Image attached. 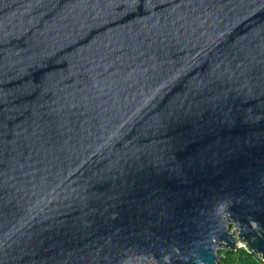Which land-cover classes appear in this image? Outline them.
I'll return each instance as SVG.
<instances>
[{
  "label": "water",
  "instance_id": "obj_1",
  "mask_svg": "<svg viewBox=\"0 0 264 264\" xmlns=\"http://www.w3.org/2000/svg\"><path fill=\"white\" fill-rule=\"evenodd\" d=\"M264 259V0H0V264Z\"/></svg>",
  "mask_w": 264,
  "mask_h": 264
},
{
  "label": "trees",
  "instance_id": "obj_2",
  "mask_svg": "<svg viewBox=\"0 0 264 264\" xmlns=\"http://www.w3.org/2000/svg\"><path fill=\"white\" fill-rule=\"evenodd\" d=\"M219 255L221 264H264L260 255H254L244 247L232 251L221 249Z\"/></svg>",
  "mask_w": 264,
  "mask_h": 264
},
{
  "label": "built area",
  "instance_id": "obj_3",
  "mask_svg": "<svg viewBox=\"0 0 264 264\" xmlns=\"http://www.w3.org/2000/svg\"><path fill=\"white\" fill-rule=\"evenodd\" d=\"M261 260H263L264 261V259L261 257Z\"/></svg>",
  "mask_w": 264,
  "mask_h": 264
}]
</instances>
